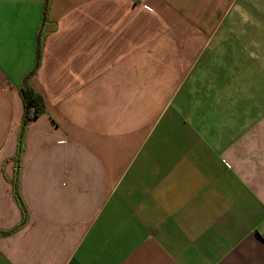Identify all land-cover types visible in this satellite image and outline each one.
I'll list each match as a JSON object with an SVG mask.
<instances>
[{
    "label": "crops",
    "instance_id": "0c3cea01",
    "mask_svg": "<svg viewBox=\"0 0 264 264\" xmlns=\"http://www.w3.org/2000/svg\"><path fill=\"white\" fill-rule=\"evenodd\" d=\"M0 232V264H264V0H0Z\"/></svg>",
    "mask_w": 264,
    "mask_h": 264
},
{
    "label": "trees",
    "instance_id": "16d2710c",
    "mask_svg": "<svg viewBox=\"0 0 264 264\" xmlns=\"http://www.w3.org/2000/svg\"><path fill=\"white\" fill-rule=\"evenodd\" d=\"M39 58H40V52L38 49L37 55H36V62H35L32 72L38 67ZM20 94H21V98L23 101V116H22V121H21L20 132H19L17 151L14 156V161L16 165L19 164L20 152H21V138H22V134L24 132V129L27 123L31 121L32 119L36 118L37 116H39L40 114H42L43 112H45V103H44L43 97L41 96V94L35 91L31 86L28 85L27 77L23 80V83L20 88ZM13 195L15 197L17 204L19 205L21 209V212L23 215L21 224H23L25 222L26 210L19 198L16 185L13 186ZM9 232H6V233L0 232V234H7Z\"/></svg>",
    "mask_w": 264,
    "mask_h": 264
}]
</instances>
